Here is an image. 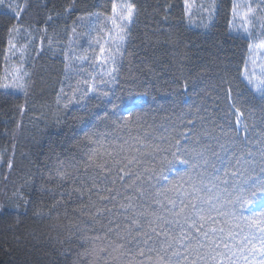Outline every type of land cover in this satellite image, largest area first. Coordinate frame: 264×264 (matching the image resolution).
<instances>
[{
    "label": "trees",
    "instance_id": "trees-1",
    "mask_svg": "<svg viewBox=\"0 0 264 264\" xmlns=\"http://www.w3.org/2000/svg\"><path fill=\"white\" fill-rule=\"evenodd\" d=\"M251 39L264 40V0H0V264H125L100 249L133 210H160L140 191L166 183L161 157L169 180L203 178L221 202L264 180V97L243 78ZM125 141L140 163L120 172Z\"/></svg>",
    "mask_w": 264,
    "mask_h": 264
},
{
    "label": "snow or ice",
    "instance_id": "snow-or-ice-1",
    "mask_svg": "<svg viewBox=\"0 0 264 264\" xmlns=\"http://www.w3.org/2000/svg\"><path fill=\"white\" fill-rule=\"evenodd\" d=\"M113 13L116 14L115 7H113ZM132 16L133 7L129 6L126 16L120 15L119 18L130 22ZM112 22L115 25L116 19ZM123 31L124 29L121 28L120 32ZM119 38L124 39L122 35ZM260 46L264 47V44ZM251 82L249 80V83ZM260 85H264V80L260 81ZM257 88L264 97V88L259 85ZM139 152V148L128 145L127 141L119 145V152L116 155L125 153L122 159L114 160L116 164H123L119 171L125 172L129 165L139 164L140 160L135 155ZM98 154L99 149H93L88 160L95 163ZM103 154L113 157V153L106 149ZM166 162V157L160 158L161 171L157 178L158 183L160 180L166 183L156 188L154 192L140 191L141 197H152L153 202L160 205V210L148 211V208L139 212L133 210L130 216L125 217L126 220L131 221L130 224L123 226L125 234L121 235L117 232L116 241L109 245L111 252L108 248H101L100 251L108 252L110 256L113 252L118 253L119 257L125 258V264H239L241 259L245 261V264H264V199L257 201L245 195L250 192L252 197H255L264 193V180L248 177L243 184L233 185L230 192L225 189L224 191L228 192L231 198H225L221 202L220 195L213 194V189L217 185L212 184L209 187L203 178L193 179L191 175L185 173L177 180H169L163 175V165ZM107 163L108 161L96 163V167L108 170L106 169ZM151 171L155 173L156 169ZM125 174L131 175V170L129 169ZM152 178L149 177V179ZM185 184L188 185V189H185ZM97 187L98 185L93 183L92 188ZM92 188L88 191L91 192ZM107 191L112 192V189H107ZM99 199L109 200L115 197L100 195ZM127 199L131 200V197ZM165 202L171 205V208L166 207ZM257 204L260 205L259 211L251 207ZM225 205L228 206L227 209L222 210ZM120 207L127 210L133 206L129 203L128 205L121 204ZM245 211H249L250 214L244 215ZM164 213H168L171 219ZM213 213L216 216L227 218L225 223L230 225L227 237L231 241H236L239 237V244L230 243L229 239H225L223 235L225 229L215 227L220 221L214 218ZM115 227L120 229L121 225L117 223ZM236 229L239 231H235ZM108 231L112 232L113 229L109 228ZM95 239L98 240L100 237H95ZM119 257H113V259ZM249 257L252 258L251 261Z\"/></svg>",
    "mask_w": 264,
    "mask_h": 264
},
{
    "label": "rangeland",
    "instance_id": "rangeland-1",
    "mask_svg": "<svg viewBox=\"0 0 264 264\" xmlns=\"http://www.w3.org/2000/svg\"><path fill=\"white\" fill-rule=\"evenodd\" d=\"M249 26H245V30H248ZM248 33V32H247ZM264 44V40H250L249 48L246 54V62L243 69V78L248 86L253 88L257 93L260 92L257 88L259 85L261 88L264 85H260V81L264 80V47L260 45ZM249 80L252 82L249 83ZM239 117V115H238ZM236 119V126L241 127L240 119L238 122ZM259 204L252 206L255 208Z\"/></svg>",
    "mask_w": 264,
    "mask_h": 264
}]
</instances>
